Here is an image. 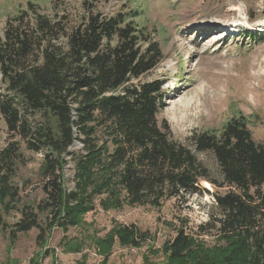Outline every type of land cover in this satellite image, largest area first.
Returning <instances> with one entry per match:
<instances>
[{
  "label": "trees",
  "instance_id": "16d2710c",
  "mask_svg": "<svg viewBox=\"0 0 264 264\" xmlns=\"http://www.w3.org/2000/svg\"><path fill=\"white\" fill-rule=\"evenodd\" d=\"M139 14L104 15L90 7L77 23L69 12L50 14L28 1L8 16L0 30V133L3 121L11 135L0 149L2 211H20L14 233L38 228L37 242L46 254L55 227L65 233L64 251L78 253L83 241H72L67 232L89 224V212L160 207L207 180L233 188L216 196L221 213L211 219L219 224L217 242L209 245L179 227L149 253L163 254L164 264H264V144L255 141L244 115L230 118L219 132L194 134L196 150L216 157L223 176L218 182L195 151L174 138L168 123H159L165 81L132 82L164 58L149 28L136 22ZM16 137L44 154L39 173L46 196L35 208H19L14 178L25 155ZM76 142L81 147L74 150ZM69 162L72 187L67 186ZM90 237L103 256L100 264H107L116 244L139 248L150 236L135 224L114 223L103 236ZM43 258L39 250L29 264H41ZM86 259L83 254L77 264ZM57 262L53 256L52 264Z\"/></svg>",
  "mask_w": 264,
  "mask_h": 264
},
{
  "label": "rangeland",
  "instance_id": "374dc122",
  "mask_svg": "<svg viewBox=\"0 0 264 264\" xmlns=\"http://www.w3.org/2000/svg\"><path fill=\"white\" fill-rule=\"evenodd\" d=\"M28 1L37 2L50 14L55 10L69 12L77 23L90 7L104 15L139 10L136 22L149 28L164 58L132 82L165 81L164 106L157 114L159 123L167 122L174 138L191 147L218 182L223 180L218 161L213 152L196 150L194 134L219 132L230 118L244 115L255 141L264 144V38L247 34L255 32L264 37V0H0L1 31L8 16ZM1 128L0 149L11 136L3 121ZM15 139L25 155L14 178L20 186L19 208L23 204L35 208L46 196L39 173L44 154L29 150L19 137ZM79 147L81 144L76 142L73 149ZM72 165L69 162L67 166L68 187L74 184ZM199 186L197 191L165 200L160 207L126 205L107 211L98 207L86 215L89 224L67 232L72 241H83L78 253L64 251L61 240L65 233L55 227L47 238L45 249L51 252L46 254L37 242L39 229L14 233L20 211L5 213L0 206L5 219L0 228V264H29L39 250L44 254L41 264H52L53 256L63 264H77L83 254H87L85 264H100L103 256L97 253L90 235L103 236L114 223L135 224L150 237L139 248L116 244L107 264H164L163 254L149 253V248H160L177 234L179 227L209 245L217 242L219 224L211 219L221 213L216 196L233 188L207 180H201ZM45 220L41 213V223Z\"/></svg>",
  "mask_w": 264,
  "mask_h": 264
},
{
  "label": "built area",
  "instance_id": "2783aa9c",
  "mask_svg": "<svg viewBox=\"0 0 264 264\" xmlns=\"http://www.w3.org/2000/svg\"><path fill=\"white\" fill-rule=\"evenodd\" d=\"M42 260H43V259H42ZM42 260H41V262H42ZM57 264H63V263H61V262L58 261Z\"/></svg>",
  "mask_w": 264,
  "mask_h": 264
}]
</instances>
